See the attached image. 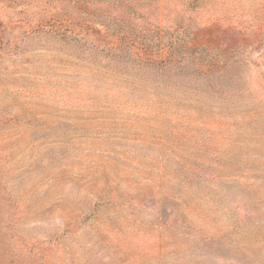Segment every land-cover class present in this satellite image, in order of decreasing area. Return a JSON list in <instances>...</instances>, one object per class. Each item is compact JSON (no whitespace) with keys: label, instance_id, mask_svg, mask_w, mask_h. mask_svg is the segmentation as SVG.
<instances>
[{"label":"rangeland","instance_id":"374dc122","mask_svg":"<svg viewBox=\"0 0 264 264\" xmlns=\"http://www.w3.org/2000/svg\"><path fill=\"white\" fill-rule=\"evenodd\" d=\"M0 264H264V0H0Z\"/></svg>","mask_w":264,"mask_h":264},{"label":"trees","instance_id":"16d2710c","mask_svg":"<svg viewBox=\"0 0 264 264\" xmlns=\"http://www.w3.org/2000/svg\"><path fill=\"white\" fill-rule=\"evenodd\" d=\"M68 18L66 21L68 22L69 25H67L65 27V31L64 32H71V30L74 28V25H79L81 26L83 29H85L88 33L91 32V33H94L96 34V36L98 37H101L103 35V33L101 32V30H98L96 29L95 27H93L92 25H89L88 23L86 22H76V21H73L72 19ZM105 21V20H104ZM103 25L105 24L102 23ZM61 30L60 27H56V30ZM73 31V30H72ZM158 36H159V39H160V31L158 32ZM117 37H118V40L120 41V43L122 44V46L126 47V46H130V42L131 41H136L135 38H132L130 33L129 32H117ZM145 41V40H143ZM134 43H139V42H134ZM142 43V42H140ZM144 43V42H143ZM149 45L148 43L145 44L144 46V54H146V56H144L146 58L147 61L149 62H158L159 60L154 58L152 55H148L147 52H148V46ZM189 49H192V48H189ZM187 56V55H185ZM176 59L174 58V55H173V52L170 51V54L166 57V59L164 60H161L162 63H164L165 65L167 64H171L172 62H174Z\"/></svg>","mask_w":264,"mask_h":264}]
</instances>
